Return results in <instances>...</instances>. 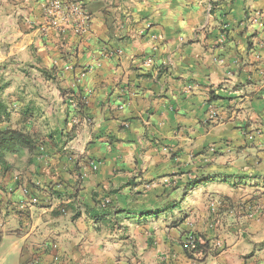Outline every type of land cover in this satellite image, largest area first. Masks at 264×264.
<instances>
[{"label": "crops", "instance_id": "0c3cea01", "mask_svg": "<svg viewBox=\"0 0 264 264\" xmlns=\"http://www.w3.org/2000/svg\"><path fill=\"white\" fill-rule=\"evenodd\" d=\"M49 1L0 0V132L34 142L0 264H264V0H83V35Z\"/></svg>", "mask_w": 264, "mask_h": 264}, {"label": "built area", "instance_id": "2783aa9c", "mask_svg": "<svg viewBox=\"0 0 264 264\" xmlns=\"http://www.w3.org/2000/svg\"><path fill=\"white\" fill-rule=\"evenodd\" d=\"M44 11L47 28L55 29L62 34L71 32L83 35L89 31L91 15L83 0H50L45 4ZM215 117L213 113L211 118ZM184 244L188 250L192 251L196 249L197 242L189 238Z\"/></svg>", "mask_w": 264, "mask_h": 264}, {"label": "trees", "instance_id": "16d2710c", "mask_svg": "<svg viewBox=\"0 0 264 264\" xmlns=\"http://www.w3.org/2000/svg\"><path fill=\"white\" fill-rule=\"evenodd\" d=\"M7 117L9 114L5 111L3 114ZM18 145L19 147H26L29 150H33L34 142L33 140L24 132L18 130H6L4 132H0V163L4 164V157L6 150L14 148V146ZM184 249L188 257L192 260H195V255H206L207 257V245H202L199 242L196 245V249L190 251L185 244H183ZM202 262L205 259L201 260Z\"/></svg>", "mask_w": 264, "mask_h": 264}, {"label": "rangeland", "instance_id": "374dc122", "mask_svg": "<svg viewBox=\"0 0 264 264\" xmlns=\"http://www.w3.org/2000/svg\"><path fill=\"white\" fill-rule=\"evenodd\" d=\"M20 69H22V70H24V71L28 72V71H27V69H25V68H23V67H22V68H20Z\"/></svg>", "mask_w": 264, "mask_h": 264}]
</instances>
